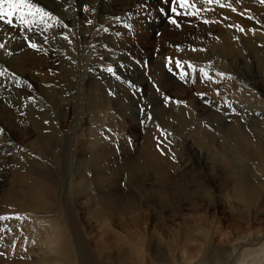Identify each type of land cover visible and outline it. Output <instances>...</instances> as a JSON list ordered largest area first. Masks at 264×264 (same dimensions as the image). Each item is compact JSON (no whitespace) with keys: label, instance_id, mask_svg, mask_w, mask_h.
Listing matches in <instances>:
<instances>
[{"label":"rangeland","instance_id":"obj_1","mask_svg":"<svg viewBox=\"0 0 264 264\" xmlns=\"http://www.w3.org/2000/svg\"><path fill=\"white\" fill-rule=\"evenodd\" d=\"M36 2L56 19L31 27L0 22V216L7 217L0 220V264H56V247L68 248L72 241L73 204L90 251L109 254L110 264H155L156 259L136 262L142 257L135 247L141 233L145 242L164 241L155 251L158 260L173 257L174 263L184 257L198 263L213 255V248L250 243L259 231L264 235L263 210L255 221L245 220L228 212L220 195L216 212L202 195L212 175L226 184L225 178L231 181L234 171L244 173L250 164L232 153L234 143L226 132L239 125L254 142L259 134L264 141V83L258 82L264 80V62L258 61L259 56L264 60V4L220 0V7L193 0L201 11L174 16L177 27L169 22L170 0ZM227 36L238 47L223 57L215 46ZM15 63L22 73L12 69ZM94 65L103 68L107 81L99 91L84 81L85 70ZM241 79L254 82L255 89L240 91ZM92 141L95 154L89 156ZM155 150L161 152V166L149 169L144 157ZM35 180L46 189L41 205L31 200ZM96 193H107L103 207L109 199L113 204L103 209L92 199ZM85 203L91 209L87 213ZM263 248L264 236L241 249L245 259L239 263L264 264Z\"/></svg>","mask_w":264,"mask_h":264},{"label":"bare ground","instance_id":"obj_2","mask_svg":"<svg viewBox=\"0 0 264 264\" xmlns=\"http://www.w3.org/2000/svg\"><path fill=\"white\" fill-rule=\"evenodd\" d=\"M70 12H71V10H69ZM68 13V19L71 17V13ZM86 35V34H85ZM10 45V44H9ZM9 47H11V46H9ZM8 47V48H9ZM237 47H238V44L237 43H235V42H232V40L230 39V37L229 36H227L224 40H223V43H221V44H218V45H216L215 46V48L217 49L216 50V52H218V54L219 55H221V56H229V55H231V53L233 52V54H234V51H236L237 50ZM247 47V46H246ZM249 47V46H248ZM251 47H254V46H250V48ZM249 48V49H250ZM214 49V48H213ZM252 50H254V53L255 52H257V50H256V48H251ZM250 49V50H251ZM258 49V48H257ZM241 50V49H240ZM242 50H244L243 49V46H242ZM10 52V51H9ZM7 53V52H6ZM254 53H253V55H254ZM259 55V53H256L255 55ZM8 55V54H7ZM12 55V54H11ZM235 55H237L236 54V52H235ZM241 56V55H240ZM8 57V56H7ZM243 57V56H242ZM258 57V56H257ZM14 59H15V56L13 57ZM260 58V59H259ZM259 58H258V61L259 60H262V61H260V63L262 64L263 62H264V60L259 56ZM264 58V57H263ZM242 59H244V58H242ZM254 59H255V57H254ZM257 59V58H256ZM256 59H255V63H256ZM245 61V60H244ZM11 63H12V61H10ZM9 62V63H10ZM246 62V61H245ZM244 62V63H245ZM258 64H259V62H257ZM258 64H257V67H258ZM224 65V64H223ZM240 65V64H239ZM238 65V66H239ZM241 65H243V63H241ZM245 65V64H244ZM244 65H243V67H244ZM255 65V64H254ZM264 65V64H263ZM10 66V65H9ZM259 66H260V64H259ZM94 67H95V65H94ZM223 67V66H222ZM262 67V66H261ZM9 68V67H8ZM90 68V67H89ZM92 68V67H91ZM259 69H258V71L261 69L260 67H258ZM13 70H15V71H17L18 72V74L19 73H22L23 71H22V69L20 68V67H18L17 65H16V63L14 64V67L12 68ZM102 69L103 68H101V67H95L94 69H92V70H90V71H88L87 69L85 70L86 72H85V82H86V84H88L89 85V87H91L92 89H95V91H99L100 90V88L102 87V86H104L103 85V83H104V81L105 80H103L104 79V73H103V71H102ZM109 69V68H108ZM238 70H239V68H238ZM241 70V69H240ZM231 71V70H230ZM256 72H257V70H255ZM108 74V73H107ZM257 74H259V72L257 73ZM22 75V74H21ZM21 75H19V76H21ZM261 75V74H260ZM246 76V75H245ZM257 76V75H256ZM259 76V75H258ZM227 77V76H226ZM262 77V76H261ZM261 77H259L260 79H261ZM107 78V77H106ZM243 78H244V76H243ZM247 78V77H246ZM263 78V77H262ZM250 80H254V79H250ZM105 82H107V81H105ZM260 84H262V83H264V80H259L258 81ZM239 83H241V86H240V91H242V92H249V91H251L252 89H255V84H254V82H248V80H246V79H241L240 81H239ZM238 86V85H237ZM233 87V86H232ZM264 88V87H263ZM254 91V90H253ZM263 94V93H262ZM248 95V94H247ZM245 96V95H244ZM256 97H258V96H256ZM255 97H252V96H248V99L250 100V101H252L253 102V104H254V106H256V107H258V106H261V103L260 102H258V101H256L255 99H254ZM112 104V103H111ZM107 105L108 104H106V107H107ZM263 105V104H262ZM102 107H105V106H103L102 105ZM105 107V108H106ZM263 107V106H262ZM104 108V109H105ZM103 109V110H104ZM101 110H102V108H101ZM100 110V111H101ZM260 110V109H259ZM264 110V109H263ZM107 112V111H106ZM110 113V112H109ZM66 115V114H65ZM198 115V114H197ZM175 117V116H174ZM181 117V116H180ZM260 117V116H259ZM183 118V117H182ZM195 118H196V115H195ZM181 119V118H180ZM186 119V118H185ZM193 119V118H192ZM184 120V119H183ZM195 120V119H194ZM198 120V119H197ZM192 121V120H191ZM235 122V121H234ZM239 123V122H238ZM179 124V123H178ZM181 124V123H180ZM4 125V124H3ZM190 125H191V123H190ZM236 125V124H235ZM232 126H234V125H232ZM237 126V125H236ZM241 126V125H240ZM179 127H180V125H179ZM223 127V126H222ZM242 127V126H241ZM241 127H239V125L237 126V127H234V128H232V130L231 131H229L230 129H228L227 131H229V132H226V134H225V137L226 138H230V139H232V141L231 142H233L234 144H232V148L234 149V151L235 152H233L232 151V153H234V155L239 159V160H241L240 162H242V164L243 163H245L246 164V162H248V161H250V164L246 167V169H245V172L244 173H241V171L243 170H240V174L238 173V175H237V173L235 174V175H237V176H235L234 175V173L236 172V171H234L233 172V175H234V177H233V175H232V173H231V171L229 172L231 175H232V178H231V181H229L228 180V178H225V180H226V184L224 183V178H220L219 177V175H218V178H217V176H215V174L214 175H212V173H210L211 175H212V177L211 178H214L211 182H212V185L211 184H207L206 186H205V188L206 189H204L203 190V193H202V195H203V201H205L206 202V204H207V207H209V208H212L213 209V211L214 212H216L217 211V206H216V204L218 203H216L215 204V202H216V196L217 195H220L219 197H221V199H222V202L224 203L223 205H224V207L227 209V211L228 212H231V213H236V214H238L241 218H243L244 217V219L246 220V219H248V217H251V219H252V221H255L256 219V216H257V211H261V210H263L264 211V141L262 140L261 141V138H263V134L261 135V134H259L260 136L258 137L259 139H255L256 141L254 142V140H251V138L247 135V134H245V132L242 130V128ZM191 130V129H190ZM197 130V129H196ZM199 130V129H198ZM220 131V130H219ZM217 133H218V130L216 131ZM225 132V131H224ZM259 132H261V129L259 130ZM262 133V132H261ZM200 134H202V133H200ZM205 135H207V133H204ZM198 135V134H197ZM222 136V135H221ZM198 137V136H197ZM197 137H196V140H197ZM214 137V136H213ZM207 138H208V136H207ZM222 138V137H221ZM199 139V138H198ZM209 139V138H208ZM210 140V139H209ZM187 141V140H186ZM93 142L94 141H92L91 143L90 142H87V143H90L89 145L90 146H88V154H89V156H91V155H93V153H94V147L96 146V144H94V147L92 146L93 145ZM102 142V141H101ZM198 142V141H197ZM206 142V141H205ZM210 142V141H209ZM95 143V142H94ZM194 143V142H193ZM196 143V142H195ZM224 143V141L222 140V144ZM184 144V143H183ZM182 144V145H183ZM185 144H187V143H185ZM184 144V145H185ZM207 144H208V142H207ZM229 144V143H228ZM99 145V144H98ZM206 145V144H205ZM210 145V144H209ZM211 145H212V143H211ZM210 145V146H211ZM217 145V144H216ZM191 146V145H190ZM189 146V147H190ZM203 146V145H202ZM228 146V145H227ZM185 147V146H184ZM198 147H200V146H198ZM225 147H226V145H225ZM206 148V147H205ZM212 148V147H211ZM210 147H209V149H211ZM223 148H224V146H223ZM197 149V148H196ZM226 149V148H225ZM228 149H230L231 150V148H228ZM85 150V151H86ZM200 150H202V148L201 149H198L197 150V153H198V155L199 156H201V154H202V152L200 151ZM207 150V149H206ZM179 151H181V150H179ZM178 151V152H179ZM190 151V150H189ZM195 151V150H194ZM96 152V151H95ZM191 152V151H190ZM192 152H193V149H192ZM191 152V153H192ZM207 152V154H208V151H206ZM87 153V152H86ZM85 153V154H86ZM159 153H161V152H159ZM156 150L155 151H152V152H150V153H147L146 154V156L144 157V160H145V163L146 164H148L149 165V169H150V167H152V168H154V169H160V166H159V164L161 163V157H160V155L161 154H159ZM210 153H211V151H210ZM213 153V152H212ZM227 153H229V152H227ZM95 154V153H94ZM195 154V153H194ZM179 155V154H178ZM186 155V154H185ZM192 155V154H191ZM197 155V156H198ZM228 155V154H227ZM83 156H85L84 154H83ZM86 156H87V154H86ZM192 156H194V155H192ZM229 156H231V155H229ZM228 156V157H229ZM185 157V156H184ZM227 156H226V158H228ZM92 159V158H91ZM90 159V160H91ZM185 159H187V160H189L188 158H187V156H186V158ZM230 159V158H229ZM229 159H227L226 161H229ZM89 160V159H88ZM87 160V161H88ZM89 160V161H90ZM92 161H93V159H92ZM186 161V160H185ZM194 163V162H193ZM249 163V162H248ZM94 164V163H93ZM92 164V165H93ZM96 164V163H95ZM95 164H94V166H95ZM187 164V163H186ZM191 164V163H190ZM223 164H224V161H223ZM222 164V165H223ZM227 164V163H226ZM97 165V164H96ZM136 165H140V164H136ZM221 165V166H222ZM231 165V164H230ZM239 165H241V164H239ZM164 166V165H163ZM212 166H214V165H212ZM221 166H218V167H221ZM242 166V165H241ZM138 167V170L141 168H139V166H137ZM186 167V166H185ZM231 167V166H230ZM240 167V166H239ZM239 167H237V168H239ZM244 167V166H243ZM135 168V167H134ZM168 168V167H167ZM213 168L214 167H212V169H211V171L213 170ZM217 168V167H216ZM222 169H224L223 167H221ZM220 168V170H219V168L218 169H216L215 171H221L222 169ZM100 169H102L101 168V166H100ZM100 169H99V171H100ZM107 169V168H106ZM142 169V168H141ZM189 169V168H188ZM197 169V168H196ZM225 169H226V166H225ZM255 170L254 172H253V170ZM108 170V169H107ZM106 170V171H107ZM151 170H153V169H151ZM179 170V169H178ZM193 170V172H194V168L192 169ZM230 170V169H229ZM97 171H98V169H97ZM104 170H101V172H103ZM140 171V170H139ZM185 171V170H184ZM183 171V172H184ZM210 171V172H211ZM215 171H213V172H215ZM225 171H227V170H224V171H222V172H224V175L226 174H229V173H227V172H225ZM165 172V171H164ZM221 172V173H222ZM239 172V171H238ZM252 174V176H251V174ZM186 173V172H185ZM207 173V172H206ZM255 173V174H254ZM99 174V173H98ZM157 174H159V173H157ZM196 174V173H195ZM218 174V173H217ZM106 175V174H105ZM156 175V174H155ZM167 175V174H166ZM210 175V176H211ZM221 175V174H220ZM101 176L103 177L104 175L103 174H101ZM158 176H160V175H158ZM175 176V175H174ZM193 176V175H192ZM199 176V175H198ZM222 176H223V174H222ZM226 177V176H225ZM97 178H101L100 176H97ZM117 178V177H116ZM165 178H168V180H169V176L167 177V176H165ZM180 178V177H179ZM178 178V179H179ZM197 178V177H196ZM200 178V177H199ZM203 178V177H202ZM206 178V177H205ZM217 178V179H216ZM162 179V178H161ZM175 179V178H174ZM230 179V178H229ZM41 180V179H40ZM166 180V179H165ZM165 180H163V181H165ZM167 180V181H168ZM171 180V179H170ZM169 180V182H172V181H170ZM180 180V179H179ZM167 181H165L166 183H167ZM204 181V180H203ZM43 182V181H42ZM41 182V183H42ZM80 182H82V181H80ZM175 182H176V180H175ZM192 182V181H191ZM208 182V181H207ZM213 182H215V183H213ZM35 183L37 184V186H35V187H33V195H32V198H31V200H32V203H33V205H41L42 203H43V201H44V199H46L45 197H47L46 195V189H44V187L45 186H41V183H39V182H37L36 180H35ZM44 184V183H43ZM172 184H173V182H172ZM172 184H171V186H172ZM182 184H184V183H182ZM197 184V183H196ZM203 184V183H202ZM170 185V184H169ZM179 185H180V183H179ZM178 185V186H179ZM155 186H156V184H155ZM177 186V185H176ZM175 186V187H176ZM168 187V186H167ZM200 187V186H199ZM213 187H214V189H213ZM227 187L229 188V189H227ZM170 188V187H169ZM168 188V189H169ZM177 188V187H176ZM190 188V187H189ZM159 189V188H158ZM171 189V188H170ZM175 190V189H174ZM187 190V189H186ZM192 190V189H191ZM225 190H227V193L225 192ZM141 191V190H140ZM161 191V190H160ZM165 191V190H164ZM167 191V190H166ZM178 191V190H177ZM156 192H158V191H156ZM169 192V191H168ZM194 192V191H193ZM115 193V192H114ZM117 193V192H116ZM109 194V193H108ZM198 194H200L199 192H198ZM106 195H107V193H106ZM106 195H104L103 193H96V195L95 196H92V199L93 200H96L97 199V201H100V203H99V205L101 204V206L103 207V202L104 201H102L105 197H106ZM120 195H122V193L120 194ZM142 195V194H141ZM201 195V194H200ZM78 196V195H77ZM140 196V195H139ZM198 197H200L199 195H197ZM49 197V196H48ZM83 197V196H82ZM112 196H110V198H111ZM120 197H122V196H120ZM155 197V196H154ZM153 197V198H154ZM164 197V196H163ZM218 197V196H217ZM79 198V197H78ZM77 197H76V200L78 199ZM81 198V197H80ZM122 198H124V197H122ZM122 198H120V200H122ZM166 198V197H165ZM196 198V197H195ZM156 199V198H155ZM199 199V198H198ZM113 200V199H112ZM112 200H108L109 201V203L110 204H107L106 205V203L104 204V205H106V206H108L109 207V205H112L113 203L111 202ZM124 200V199H123ZM190 200H191V198H190ZM183 201V200H182ZM195 201V200H194ZM86 202H88V200L86 201ZM91 202V201H90ZM89 202V203H90ZM94 202V201H93ZM145 202V201H144ZM179 202V201H178ZM204 202V203H205ZM123 203V202H122ZM141 203V202H140ZM164 203V202H163ZM192 203H193V201H192ZM201 203V202H200ZM200 203H199V205H200ZM85 204H87V205H85ZM85 204H83V207L82 208H84V210H85V213H87V212H89L91 209H90V205L88 204V203H85ZM96 204V203H95ZM188 204V203H187ZM147 205H149V204H147ZM205 205V204H204ZM222 205V204H221ZM236 205H239L240 206V208H236ZM78 206V205H77ZM77 206L75 205V204H73V206H71L70 208V219H71V232H72V238H71V242H69V246H68V248H64V247H62V245H60V247L59 246H57L56 247V249L54 250V253H55V256H57L58 258H56V260H57V262H56V264L58 263V264H110V261H109V254H107V253H104V254H102L100 251H99V254L97 253V254H95L94 252H96V251H93V253L90 251V249H89V245L87 244V242H86V240H84L83 238H84V232H83V229H85L84 228V226H83V228H80L79 227V222H78V219H79V213H78V209H77ZM105 206V207H106ZM153 206V205H152ZM189 206H190V204H189ZM192 206V205H191ZM190 206V207H191ZM105 207H103V209L105 208ZM149 207V206H148ZM196 207V206H195ZM206 207V208H207ZM96 208H101L100 206H97ZM178 208V207H177ZM194 208V207H193ZM199 208H200V206H199ZM202 208H203V206H202ZM92 209H93V207H92ZM95 209V208H94ZM131 209V208H130ZM139 209H141V208H139ZM148 209V208H147ZM99 210H101V209H99ZM99 210L97 211V212H99ZM162 210V209H161ZM95 211V210H94ZM149 211V210H148ZM106 212V211H105ZM129 212V211H128ZM85 215V214H84ZM91 215H92V213H91ZM94 219V218H93ZM217 219V218H216ZM103 220V219H102ZM158 221V220H157ZM93 222V221H92ZM139 223V222H138ZM106 224V226H107V224H108V222L107 223H105ZM110 224H108V226H109ZM137 226H139V225H137ZM111 228V227H110ZM107 229V228H106ZM56 230H58V229H56ZM112 231V230H111ZM171 232L173 233V231L171 230ZM57 233V232H56ZM114 233V232H113ZM59 234H61L62 235V232H59ZM69 234V233H68ZM115 234V233H114ZM137 234V233H136ZM136 234H135V236H136ZM142 234V233H141ZM141 234H139L138 236H140V239L138 240V238L139 237H136L137 238V240H138V244L136 243L137 241L135 240L136 238H134V241L133 242H135V244L137 245H135V247H137V251H138V253H140V254H138V256H142L141 257V259H140V261H136L137 263L138 262H141V260L143 261V259H146L149 263H151L150 261L151 260H155L156 259V263L155 264H238L239 262H240V260L244 257V253H243V251L241 250V249H243V248H245L246 246H252V244H253V242L255 243H260L261 241H262V237L264 236L260 231L258 232V233H256L255 235H256V238L253 240L252 239V242H248V243H246V244H238V245H232L233 247H229V248H224V247H222V248H216V249H214L213 248V250L211 251L212 252V254L213 255H211L209 258H206L205 259V257L204 258H202L203 256H204V246L202 247H199V250L202 252V250H203V253H202V256H201V261H199L198 260V263L196 262V263H194L193 262V260L192 259H189V260H185L184 258H181V259H179V261L180 262H178V263H174L175 262V259L172 257H169V258H167V259H162V260H158V258H159V256H157V254H156V252L155 251H157L158 252V249H160L161 248V242H164V241H162L161 239H155V241L153 240V242L151 243V241L148 243V242H145L146 241V238H144V236L143 235H141ZM54 235V234H53ZM66 235V234H65ZM70 235V234H69ZM144 235H146V234H144ZM56 236V235H55ZM141 236H142V238H141ZM173 236V235H172ZM66 237H67V235H66ZM199 237V236H198ZM58 238V237H57ZM204 238V237H203ZM59 239V238H58ZM46 240V239H45ZM57 240V239H56ZM61 240H62V238H61ZM150 240V239H149ZM204 240V239H203ZM207 240V239H206ZM251 240V239H250ZM174 241V240H173ZM46 242V241H45ZM44 242V243H45ZM54 242V241H53ZM98 242V241H97ZM128 242V241H127ZM131 244L133 243V242H131V241H129ZM140 242V243H139ZM203 242H205V240L203 241ZM210 242H212V241H210ZM228 242V241H227ZM225 243V242H224ZM252 243V244H251ZM48 243H46V245H47ZM99 244V243H98ZM163 244V243H162ZM43 245V244H42ZM163 245H165V244H163ZM200 245H201V243H200ZM206 245V244H205ZM216 246V245H215ZM260 246V245H259ZM50 247V246H49ZM53 247H54V245H53ZM109 247V246H108ZM134 247V246H133ZM132 247V248H133ZM134 247V250L136 249ZM91 248V247H90ZM110 248V247H109ZM119 248V247H118ZM131 248V249H132ZM205 248H207V250H205L206 252L207 251H209V249H208V247H205ZM42 249V248H41ZM164 249H165V247H164ZM163 249V250H164ZM53 251V250H52ZM105 251V250H104ZM108 251V250H107ZM118 251V250H117ZM38 252H40V251H38ZM106 252V251H105ZM161 252V251H160ZM164 252V251H163ZM181 252V251H180ZM200 252V253H201ZM205 252V253H206ZM46 253V252H45ZM109 253V252H108ZM159 253V252H158ZM166 253V252H165ZM261 253H264V248L263 249H261ZM111 255V254H110ZM172 255V254H171ZM173 255H175V253L173 254ZM39 256V255H38ZM161 256V255H160ZM40 258L42 257V256H39ZM51 257H52V255H51ZM133 258H134V256H132ZM136 257V258H137ZM167 257V256H166ZM180 257V256H179ZM208 257V256H207ZM39 258V259H40ZM143 258V259H142ZM47 259V258H46ZM111 259H112V257H111ZM243 259H245V258H243ZM55 260V261H56ZM145 260V261H146ZM196 260V259H195ZM44 261V260H43ZM42 261V262H43ZM144 261V262H145ZM189 261V262H188ZM37 262V261H36ZM122 262H123V260H122ZM125 262V261H124ZM147 262V263H148ZM146 263V262H145ZM44 264V263H43ZM53 264H55V263H53ZM119 264V263H118ZM140 264H142V263H140ZM144 264V263H143ZM240 264V263H239Z\"/></svg>","mask_w":264,"mask_h":264},{"label":"snow or ice","instance_id":"obj_3","mask_svg":"<svg viewBox=\"0 0 264 264\" xmlns=\"http://www.w3.org/2000/svg\"><path fill=\"white\" fill-rule=\"evenodd\" d=\"M168 2V0H165ZM171 2V13L173 16H169V22L175 24L179 27L177 21L173 18L174 16L186 15V16H193L197 15L200 8L196 7V4L193 3V0H170ZM205 3H217L220 7H224V4L220 3V0H204ZM261 4H264V0H260ZM229 7H231L229 5ZM190 9H194V11H190ZM163 11V10H162ZM232 11H236L235 8ZM47 19H56L55 16L49 11H46L43 7L36 2V0H0V22H3L7 25H13V20L19 21L29 27L31 25L37 23H44ZM208 21H205L207 23ZM89 24L92 22L89 21ZM15 26V25H13ZM240 31H244L243 29H239ZM67 38V37H65ZM4 45L0 44V48H3ZM29 47L37 48L35 43H29ZM180 66V62L177 63V67ZM109 72L112 71L111 68L108 69ZM202 74L205 75L206 78L207 74L204 73V69L200 70ZM3 72H0V75H3ZM218 75H223V73H218ZM159 91V89H158ZM165 100H168V97H165ZM177 103H180L177 101ZM151 119V117H149ZM161 135H171L170 133L161 132ZM7 219V217L0 216V220Z\"/></svg>","mask_w":264,"mask_h":264}]
</instances>
